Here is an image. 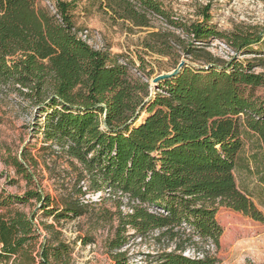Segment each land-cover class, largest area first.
I'll return each instance as SVG.
<instances>
[{
  "label": "trees",
  "instance_id": "16d2710c",
  "mask_svg": "<svg viewBox=\"0 0 264 264\" xmlns=\"http://www.w3.org/2000/svg\"><path fill=\"white\" fill-rule=\"evenodd\" d=\"M73 1L0 0V85L13 86L34 103L45 117V138L57 142L73 165L83 166L80 176L88 178L90 189L110 188L129 199L131 212L108 240L112 264H131L121 250L128 225L142 234L158 229L172 237L187 223L192 235L219 247L218 206L264 222L234 172L246 139L264 147V93H257L264 89V69L254 70L264 68V50L253 47L264 28L218 29L210 24L214 0L201 6V20L187 21L172 17L160 0H100L117 18L137 26H151V16L166 19L173 28L149 31L142 43L173 56L174 68L182 58L179 50L191 56L152 94L144 58L137 62L123 52L111 57L108 48L95 49L80 37L85 28L73 19ZM212 38L224 39L237 54L254 56L224 59L207 49ZM10 161L19 174L33 177L25 157L8 156ZM34 198L57 219L86 212L77 201L53 205L54 198L40 189L0 192V264H75L73 245L61 231L43 222L49 230L44 236L35 213L20 208ZM181 248L161 252L155 264L220 261L210 249L192 257Z\"/></svg>",
  "mask_w": 264,
  "mask_h": 264
},
{
  "label": "rangeland",
  "instance_id": "374dc122",
  "mask_svg": "<svg viewBox=\"0 0 264 264\" xmlns=\"http://www.w3.org/2000/svg\"><path fill=\"white\" fill-rule=\"evenodd\" d=\"M75 1L71 9L73 19L77 26L88 28L91 36L89 44L96 49L108 48L111 57L123 52L132 54L137 62H140L138 58H144L150 91L154 94L156 87L153 78L173 70L175 59L170 55L149 51L143 46V38L149 31L173 27L160 16H151L149 27L137 26L129 20L117 18L112 10L101 6L100 0ZM160 1L172 17L183 21L201 20L202 16L198 12L207 3V0ZM211 14L210 24L220 30L256 26L257 29L252 30L261 31L264 28V0H214ZM177 32L187 38L186 32L181 29H177ZM253 47L264 50V37ZM207 49L224 59L237 56L245 60L254 56L253 53L237 54L221 38L210 39ZM178 53L182 55L181 60L191 58L181 50ZM263 69L262 66L254 68L256 71ZM130 72L134 77H141L135 70L131 69ZM257 93H264V89L258 88ZM146 115L144 111L139 121ZM0 117V192L22 195L27 190L40 189L54 198L53 205L80 202L86 212L72 218L57 219L46 215L36 198L20 204V208L35 213L37 226L44 236L49 230L43 222L53 223L61 231V237L73 245L72 260L75 264H112L113 258L107 244L123 226L122 217L131 212L127 196L119 191H109L108 188L96 191L90 189L88 178L81 179L80 176L83 166L77 161H74L76 166L73 165L72 159L57 142L45 138V117L40 116L34 103L13 86L0 85ZM239 154L234 171L237 184L264 214V147H260L255 138L253 141L246 139ZM8 156L25 157L33 177L27 179L19 174L11 161L10 164L6 162ZM216 217L223 228L219 247L210 240L205 242L192 235L191 226L184 223L181 228H175L176 234L172 237L170 233L158 229L142 234L128 225L124 232L128 241L121 250L127 252L131 264H155V258L161 252L174 250L177 245L184 247L180 250L192 257L202 254L203 249H210L219 258L218 264L264 261V222L225 206H218ZM41 240L44 238L41 237Z\"/></svg>",
  "mask_w": 264,
  "mask_h": 264
},
{
  "label": "water",
  "instance_id": "95a60500",
  "mask_svg": "<svg viewBox=\"0 0 264 264\" xmlns=\"http://www.w3.org/2000/svg\"><path fill=\"white\" fill-rule=\"evenodd\" d=\"M190 61L186 58H183L180 63L177 65L176 68H174L173 70L171 71H166V72H163V73H160L158 75H156L154 78H153V83L155 85V87L157 88V85L160 81L164 80V79H167V78H171L175 75H177L182 67L186 64V63H189Z\"/></svg>",
  "mask_w": 264,
  "mask_h": 264
},
{
  "label": "built area",
  "instance_id": "2783aa9c",
  "mask_svg": "<svg viewBox=\"0 0 264 264\" xmlns=\"http://www.w3.org/2000/svg\"><path fill=\"white\" fill-rule=\"evenodd\" d=\"M79 35L84 41L89 43L91 36H90V32H89L88 28H85L84 30L80 31ZM98 49H100V48H98ZM108 189H109V191H112L110 188H108ZM100 192H102V191H100ZM198 256H202V254H199Z\"/></svg>",
  "mask_w": 264,
  "mask_h": 264
}]
</instances>
